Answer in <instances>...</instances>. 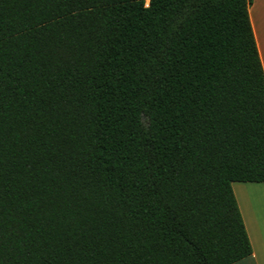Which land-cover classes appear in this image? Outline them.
Masks as SVG:
<instances>
[{
  "label": "trees",
  "instance_id": "trees-1",
  "mask_svg": "<svg viewBox=\"0 0 264 264\" xmlns=\"http://www.w3.org/2000/svg\"><path fill=\"white\" fill-rule=\"evenodd\" d=\"M252 0H0V264H233L264 182Z\"/></svg>",
  "mask_w": 264,
  "mask_h": 264
},
{
  "label": "crops",
  "instance_id": "crops-1",
  "mask_svg": "<svg viewBox=\"0 0 264 264\" xmlns=\"http://www.w3.org/2000/svg\"><path fill=\"white\" fill-rule=\"evenodd\" d=\"M249 17L264 74V0H252ZM231 185L252 248L251 255L233 264H264V182Z\"/></svg>",
  "mask_w": 264,
  "mask_h": 264
},
{
  "label": "rangeland",
  "instance_id": "rangeland-1",
  "mask_svg": "<svg viewBox=\"0 0 264 264\" xmlns=\"http://www.w3.org/2000/svg\"><path fill=\"white\" fill-rule=\"evenodd\" d=\"M256 201V200H255Z\"/></svg>",
  "mask_w": 264,
  "mask_h": 264
}]
</instances>
